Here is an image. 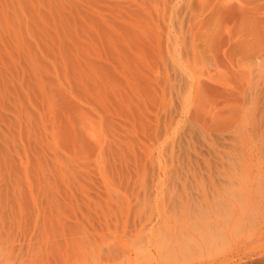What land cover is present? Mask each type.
Segmentation results:
<instances>
[{"label": "rangeland", "instance_id": "rangeland-1", "mask_svg": "<svg viewBox=\"0 0 264 264\" xmlns=\"http://www.w3.org/2000/svg\"><path fill=\"white\" fill-rule=\"evenodd\" d=\"M58 1L0 0V264H264V21L250 32L239 17L247 6L243 0L147 1L152 22L148 62L144 60L148 66L137 84H125L119 71L124 102L118 115L89 98L86 104L73 98L74 105L86 108V137L92 147L85 164L79 165L80 157H76L79 164L75 166L67 161L73 153L62 147L63 154L62 148L52 145L59 141L45 133V128L49 133L53 129L46 126L49 115L53 116L49 125L55 118V122L62 118L66 122L63 111L50 113L47 94L59 84L69 93L73 83L62 74L63 68L73 51L85 60L82 53L92 52L91 45L98 40L93 19L97 18L99 30L103 28L105 40L108 34H120L118 28H130L129 23L136 20L133 16L145 6L141 0H117L114 9L109 8L110 0H70L68 4L62 0L59 5ZM221 1L223 7L233 5V11L219 13ZM256 5L264 20V0ZM61 25L66 30H60ZM73 28L82 31L74 34ZM56 32L64 42L75 35L76 43L71 41L79 47H72L70 41L69 49L65 44L62 48L67 49H60L63 44ZM59 52L67 59L65 64ZM46 53L51 59H46ZM57 62H61L59 69ZM41 74L47 80L40 81V86L36 80ZM38 85L45 86L42 92ZM42 111L49 120H44ZM34 122L45 126L46 135L36 129L46 142L42 146L51 145L55 151L45 148V152L44 141L33 131L30 136ZM29 142L32 148L41 147L40 153L29 151ZM24 151L31 152L26 156L29 160ZM20 159L25 163L31 159V168ZM25 170L36 178L32 183ZM24 176L20 180H29L21 181L26 187L18 179ZM17 187L18 193H28L23 194L29 198L24 197L26 202ZM52 191L55 197L50 198ZM17 194L24 204L17 201ZM27 202L34 209L30 207L32 217L26 214ZM13 208L21 214L23 210L27 220L17 223Z\"/></svg>", "mask_w": 264, "mask_h": 264}, {"label": "bare ground", "instance_id": "bare-ground-1", "mask_svg": "<svg viewBox=\"0 0 264 264\" xmlns=\"http://www.w3.org/2000/svg\"><path fill=\"white\" fill-rule=\"evenodd\" d=\"M21 1V0H20ZM27 1V0H26ZM51 1V0H50ZM54 1V0H53ZM63 3V1L62 0H59L58 2V5L59 4H61V2ZM87 1V0H86ZM93 1V0H92ZM96 1H98V0H96ZM104 2H105V0H103ZM111 1V4H108V2L109 1H106L107 2V4L108 5H110L109 6V8L111 7V8H115L116 6H115V2L117 1V0H110ZM142 1V5L143 6H145V8H142L141 9V12L140 11H138L137 12V14L135 15V16H133L135 19V22H133V23H135V24H133V23H129V24H131V26H130V28H126V27H122V29H119L118 28V26H115L114 28H118L117 29V31L119 32L120 30H121V33L120 34H116L115 33V31H113V33H115V34H108V36H107V38L104 40V39H102V31H101V29H103V28H101L100 30L98 29L99 28V24H97V18L96 17H98L99 18V16H97V15H99V12H98V14L96 15V17H95V15H94V17L93 18H96V20L95 19H93V21H96V23H93L92 22V28L94 29V30H96L95 32H96V35H97V38H98V40H96V41H94L93 42V44L91 45V49H92V52H84V53H82L83 54V57H84V55L86 56V60L84 59H81V57L79 56V51H73V56L71 57L72 59H68V62L66 61V65H65V68H63L64 69V71L61 69L60 71H58V72H56V73H60L61 71H63L62 72V74L64 73V76H65V78L67 79V78H70V81H72V83L73 84H71L70 85V83H68L70 86H72V87H70V91H69V93H70V95H74V97H72V99L70 98V96H69V93H67L68 91H66V89H64V87H62L61 86V84H59L56 88L57 89H54V86L52 85L51 86V88L53 87V89L54 90H52L51 88H50V86H47L46 88H50L51 90H50V93L51 94H47V89L45 90L46 92H44L43 91V93H45V94H47V95H49V96H47L48 98H47V103H48V101H49V103H50V105H51V114H52V112H53V115H54V113H55V111H56V113H57V111H60L61 110V112L59 113V114H61L62 113V111H63V113L65 112L64 110H66V112L63 114L62 113V115H64V117H66L65 118V120H66V122L64 121H62L63 120V118H62V120H59L60 118L59 117H61V115L57 118L58 120H59V122H55L56 121V118L54 119V121H53V124H54V126H52L53 124L51 123V125H49V122H51L50 120L53 118V116L52 115H49L50 117H52L50 120L48 119V114H47V117H45L44 118V116H45V114L46 113H44L43 114V111H42V114H43V118H44V120H49V122H47L48 123V125H46V126H49L50 127V130L52 129V127H53V129H52V133H49V132H51V131H48L47 130V128H45V126L42 128L41 127V124L39 123V124H36V122L38 121V119L36 120V122H34V126H36V127H34V129L35 130H32L33 129V127H32V129H31V131L29 130H26V128L24 129V130H26V132L28 131L29 133L30 132H34V133H36V134H34V133H30L29 135L30 136H34V135H37L36 137H38L39 139H41V141L43 142L44 140L41 138L42 137V135H41V137H40V135H38V133H40V132H42L43 134H47L48 133V135L49 134H51L50 136L51 137H54V138H56V141H59L58 143H56L57 145H55V144H53L52 143V145H54V146H57V147H60V148H64V149H66L67 150V152H69L68 154H70V152H72L73 153V155H71V156H69L68 157V159L69 160H67V161H69L70 163H72V164H75V166H76V163H81V164H79V165H82V164H85L84 162H85V160H86V158H87V153H88V151H89V148H90V150L92 149V147H90V143L88 142L89 140H87V137H86V129L85 128H87V127H85V121L86 120H88L89 119V117H87L86 116V112H85V110H86V108L84 109L83 107H80V106H78V105H74V102H73V98L74 99H76L75 101L77 102V99H78V101L79 102H81L82 104H86V103H88V101H87V99L89 98L90 100H92L95 104H99V107H101V104H104V106H103V108L106 110V111H109V106H110V109L112 110V112L113 113H115V114H117L118 113V111H119V108L121 107V105H122V103L124 102L122 99L124 98L123 96H122V94H120V90H119V88H120V86H119V84H118V79H117V77H118V74H119V71H120V74L123 76V78H124V83L125 84H129V83H131V84H134V82H135V84H137V83H140V81H142V78H143V74L142 73H144L143 71H144V68L145 67H147L148 66V63L146 64L145 63V61L144 60H147L148 58H147V52L149 51L148 50V45H150L149 44V42H150V40H151V34H152V32H150L151 34H149V26H150V23H152V22H150L149 21V14H150V12H148V10L146 9V5H147V1H150V0H141ZM245 3L244 4H246L247 6H246V8H242L241 9V12H240V16L239 17H241V20H242V24L244 23V25L245 26H247L248 27V29H250V32H254L255 30L257 31V27L264 21L261 17H259V12H260V7H259V5H256V3L257 2H259V0L257 1V0H243ZM68 2L70 3V0L68 1L67 0V4H68ZM76 2H77V0H76ZM99 2V1H98ZM50 3V2H49ZM54 3V2H53ZM75 2H73V4H74ZM100 3H103V2H100ZM118 3V2H117ZM133 3V2H132ZM78 4V3H77ZM80 4V3H79ZM79 4L77 5V7L79 6ZM106 4V3H105ZM104 4V5H105ZM57 5V6H58ZM76 5V4H75ZM91 5V4H90ZM107 5V6H108ZM141 5V6H142ZM221 5H223V1H221V2H219L218 3V7H217V11H219V13H221V12H223L224 10V12L226 13V12H232L233 11V5H231V4H226V5H224V7L223 6H221ZM61 7L62 6H64V4L63 5H60ZM74 6V5H73ZM84 6V5H83ZM24 7H26V6H24ZM59 7V6H58ZM68 7V6H67ZM251 7V8H250ZM38 8V7H37ZM71 8L72 7H69V9L71 10ZM79 8H81L80 6H79ZM29 9V8H28ZM57 9V8H56ZM63 9H64V7H63ZM81 9H83V7L81 8ZM81 9L78 11V13H79V15L81 16L82 15V13L81 12H83V11H81ZM149 9V8H148ZM234 9H235V7H234ZM16 10V9H15ZM27 10V9H26ZM57 10H59V8L57 9ZM61 10V9H60ZM84 10H85V8H84ZM240 10V9H239ZM54 11H55V9H54ZM62 11V10H61ZM64 11H65V9H64ZM81 11V12H80ZM51 12V11H50ZM58 12H60V11H58ZM133 12V11H132ZM235 12V11H234ZM78 13H76V14H78ZM81 13V14H80ZM134 13H135V11H134ZM224 13V14H225ZM31 14V13H30ZM116 14H117V11H116ZM132 14V13H131ZM223 14V13H222ZM232 14V13H231ZM27 15H29V14H27ZM79 15H77V16H79ZM45 16V15H44ZM58 16H60V15H58ZM63 16H64V14H63ZM69 16H70V13H69ZM71 16H72V14H71ZM75 17H76V15H74ZM84 16V15H83ZM88 16V15H87ZM117 16V15H116ZM151 16V15H150ZM62 16H60V18H61ZM73 17V16H72ZM132 17V18H133ZM64 18V17H63ZM71 18V17H70ZM131 18V19H132ZM22 19V18H21ZM67 19H68V17H67ZM11 20V19H10ZM66 20V19H65ZM72 21L71 22H73L74 21V19H71ZM76 21H77V19H75ZM90 20H91V18H90ZM133 20V21H134ZM151 20H152V17H151ZM46 21V20H45ZM62 21H63V19H62ZM61 21V22H62ZM68 21H69V19H68ZM55 22V21H54ZM60 22V23H61ZM65 22V21H64ZM64 22H62V24L64 23ZM70 22V21H69ZM78 22V21H77ZM129 22H132V21H129ZM21 23V22H20ZM47 23V22H46ZM60 23H59V25H60ZM80 23H82V19H81V22ZM84 23V22H83ZM100 23H101V21H100ZM73 24V23H72ZM88 24V23H87ZM96 24V25H95ZM74 25H76L75 23H74ZM110 25V24H109ZM152 25V24H151ZM56 26V25H55ZM64 26L66 27H69V25H67V24H64ZM63 25H61V28H60V30L62 29H65V28H62V27H64ZM243 26V25H242ZM36 27V26H35ZM110 27V26H109ZM78 28V27H77ZM126 28V29H125ZM45 29V28H44ZM74 29V28H73ZM73 29H71V31H75L74 32V34L75 33H78V32H80V31H82V30H73ZM150 29H151V31H152V28L150 27ZM23 30V29H22ZM66 30V29H65ZM69 30V29H68ZM110 30V29H109ZM114 30V29H113ZM116 30V29H115ZM246 30V29H245ZM32 31V30H31ZM77 31V32H76ZM58 32V31H57ZM56 32V35H58V33ZM66 32V31H65ZM65 32H60L61 33V35H64V33ZM107 32H109V31H107ZM245 32H247V31H245ZM48 33V32H47ZM59 33V34H60ZM72 33V32H71ZM264 33V32H263ZM46 34V33H45ZM155 34V33H154ZM258 34H260V33H258ZM43 35V34H42ZM72 35H73V33H72ZM88 35V34H87ZM94 35H95V33H94ZM251 35V34H250ZM255 35H256V32H255ZM23 36V35H22ZM59 36V35H58ZM69 36V35H68ZM20 37H21V35H20ZM43 37V36H42ZM56 37V36H55ZM60 37V36H59ZM59 37H57V39H60V41H61V37L59 38ZM63 37V36H62ZM70 38V41L71 40H73V39H75V35H74V37H71V35L69 36ZM154 37V36H153ZM259 37V36H258ZM257 37V38H258ZM260 37H261V34H260ZM96 38V39H97ZM254 38V37H253ZM55 39V38H54ZM53 39V41L54 42H57L56 43V45L59 43V41H57V39H56V41ZM63 40H64V37L62 38ZM95 39V38H94ZM122 39V40H121ZM256 39V38H255ZM259 39V38H258ZM20 40V39H19ZM43 39H41V41H42ZM62 40V41H63ZM90 40V39H89ZM104 40V41H103ZM120 40H121V43H120V47H119V42H120ZM62 41H61V43H59V44H63V45H61L60 46V49H63L62 47L64 46V44H65V46L67 47L69 44L70 45H72V47H75L76 46V44L75 45H73V41H71V43H69L68 45H66L68 42H70L69 40L66 42H64L63 41V43H62ZM98 41V42H97ZM136 41H140V43H141V45H140V43L138 44ZM142 41V42H141ZM146 43H145V42ZM258 41V40H257ZM37 42V41H36ZM74 43H76L75 41H74ZM80 43V42H79ZM91 43V42H90ZM44 44H45V42H44ZM47 44V43H46ZM53 45H52V47H50L51 49L53 48V50L56 48L55 46V43H52ZM255 44V43H254ZM55 45V46H54ZM104 45H105V47H107L106 48V50L108 49V52L107 51H105L104 49H105V47H104ZM135 45V46H134ZM86 46V45H85ZM26 47V46H25ZM71 46H68L67 48L69 49ZM77 47V46H76ZM79 47V46H78ZM77 47V48H78ZM83 47H84V44H83ZM65 48V47H64ZM67 48H65V49H63V50H66ZM57 49H58V47H57ZM56 49V50H57ZM72 49V48H71ZM63 50H61L60 52H63ZM77 50V49H76ZM55 51V50H54ZM89 51V50H88ZM135 51V52H134ZM251 51V50H250ZM254 51V50H253ZM48 52V51H47ZM59 52V53H60ZM66 52V51H65ZM65 52H64V54H65ZM68 52V51H67ZM70 52V51H69ZM69 52H68V54H69ZM81 52V51H80ZM249 52V51H248ZM59 53H58V55H59ZM104 53H105V58L104 57H102V55H104ZM48 54H49V52H48ZM47 53H46V59H48L49 57L48 56H50V59H51V55H48ZM62 53H60V55H61ZM67 54V53H66ZM68 54L66 55V57L68 56ZM82 54H81V56H82ZM247 54V53H246ZM251 54V53H250ZM60 55H59V57H60ZM63 55V54H62ZM24 56V55H23ZM137 56H143L144 57V59H142V58H138ZM54 57V56H53ZM78 57H80L79 59H80V62H78L76 59L78 58ZM188 57V56H187ZM44 58V57H43ZM61 58V57H60ZM59 58V59H60ZM63 58H65V56L63 55L62 56V61L64 60V64H65V60H67V59H63ZM94 58V59H93ZM39 59V58H38ZM53 59V58H52ZM82 60H83V63H82V65H81V62H82ZM51 61V60H50ZM49 61V62H50ZM59 61V60H58ZM147 62H148V60H147ZM53 63V65L56 63L55 62V60H54V62H52ZM58 63L59 62H57V64L55 65L56 67V69H59L58 67L60 66V64H61V62H60V64L58 65ZM106 63H107V65H106ZM145 63V64H144ZM40 64V63H39ZM58 65V66H57ZM110 67H109V66ZM62 66V65H61ZM36 68V67H35ZM37 69V68H36ZM42 69V68H41ZM40 69V70H41ZM44 69V68H43ZM50 69H53L52 71H54V67L53 68H50ZM9 71V70H8ZM44 72V71H43ZM50 72H51V70H50ZM45 73V72H44ZM26 74V73H25ZM42 75V74H41ZM38 76V75H37ZM47 76H48V73H47ZM61 76V79H62V75H60ZM34 77H36V76H34ZM56 77V76H55ZM54 77V79H56ZM58 77H59V75H57V79H58ZM42 78H43V80H42ZM42 78H39V80H38V78H37V80H36V82H37V84H38V81H39V85H40V81H41V83L44 81V79L45 80H47V77H43V75H42ZM50 78H52L51 76H50ZM34 79H36V78H34ZM49 79V78H48ZM0 80H1V78H0ZM63 80V79H62ZM68 81H69V79H68ZM13 82V81H12ZM66 82V81H65ZM60 83H62V85H65V84H63L64 82H61L60 81ZM120 83V82H119ZM6 84V83H5ZM57 84V83H56ZM67 84V83H66ZM39 85H38V87H39ZM47 85H50L48 82H47ZM1 86H2V84H1ZM37 86V85H36ZM41 86V85H40ZM44 86V85H43ZM45 86H46V84H45ZM45 86H44V88H45ZM66 86V85H65ZM126 87V86H125ZM32 88V87H31ZM43 88V87H42ZM41 87H39L38 89H41L40 90V92H42V90H44V88L42 89ZM48 88V89H49ZM66 88H68V86L66 87ZM130 88H132V86L130 87ZM38 91V90H37ZM32 92H34L33 90H32ZM48 92H49V90H48ZM42 93V94H43ZM37 94V93H36ZM45 94H44V96H45ZM144 94V93H143ZM34 95V94H33ZM51 95V96H50ZM45 96V97H46ZM143 96V95H142ZM38 97V96H37ZM123 97V98H122ZM129 97V96H128ZM146 97V96H145ZM87 98V99H86ZM134 100V99H133ZM145 101H147V100H145ZM28 102V101H27ZM60 103L64 106V108H62L61 107V105H60ZM126 103V102H125ZM33 104H34V102H33ZM36 105H35V108H37V103H35ZM59 104V106H57ZM80 104V103H79ZM107 104V105H106ZM49 105V104H48ZM57 106V108H56V106ZM131 105V104H130ZM55 106V107H54ZM106 106V107H105ZM127 106V105H126ZM40 110H42V106H41V104H40ZM62 109H64V110H62ZM56 108V109H59V110H54V109ZM95 108V107H94ZM53 110V111H52ZM95 110H96V108H95ZM111 110H110V112H111ZM37 111H39V110H37ZM48 112V111H47ZM98 112H101L100 110L98 111ZM111 112V113H112ZM128 112H130V114H132V111L131 110H128ZM110 113V114H111ZM37 114V113H36ZM99 114H101V113H99ZM114 114V115H115ZM28 115V114H27ZM56 115V114H55ZM66 115V116H65ZM89 115V114H88ZM118 115V114H117ZM57 116V115H56ZM55 116V117H56ZM42 118V119H43ZM88 118V119H87ZM91 118V117H90ZM99 118V117H98ZM104 118V117H103ZM34 120V119H33ZM44 120L41 122L42 124H44V123H46V121L44 122ZM263 120V119H262ZM26 122L28 123V121L26 120ZM30 122V121H29ZM40 122V121H39ZM44 122V123H43ZM63 122V123H62ZM46 123V124H47ZM26 124V123H25ZM56 124V125H55ZM96 124H98V121H97V123ZM40 125V127L42 128L41 130H39L40 129V127H38L37 128V126H39ZM27 126V125H26ZM86 126H87V121H86ZM48 127V128H49ZM46 129V131L47 132H45V129ZM91 128V127H90ZM38 131H40V132H38ZM44 129V131H42ZM93 129V128H92ZM91 130V129H90ZM89 130V131H90ZM88 131V130H87ZM93 131V130H92ZM25 132V131H24ZM24 132L22 133L23 134V137H24V135L25 134H27L26 132H25V134H24ZM45 132V133H44ZM32 134H34V135H32ZM45 134V135H46ZM28 135V134H27ZM93 136V135H92ZM95 136V135H94ZM26 137V136H25ZM24 137V138H25ZM46 137V136H45ZM47 137H49V136H47ZM51 137H49L46 141H48V140H50L51 139ZM32 139V138H31ZM31 139H30V142H33V141H31ZM39 139H38V141H39ZM25 140H26V138H25ZM28 140H29V138H28ZM35 140V139H34ZM55 139H53V140H51L52 142H56V141H54ZM36 141V143L38 144L39 142H41V141ZM18 142V141H17ZM26 142H28V141H26ZM29 142V143H30ZM35 142V141H34ZM33 142V143H34ZM41 142V143H42ZM27 144L29 147L31 146V143L30 144ZM32 143V144H33ZM44 144V146H45V144H46V142L44 141V143H42L41 144V147H40V144L38 145L42 150H43V147L44 146H42ZM26 145V146H27ZM35 145V144H34ZM58 145H61V146H58ZM33 146V145H32ZM46 146H48V147H44V150H45V152H47L48 150H50V151H52L54 148H52L51 149V145L49 146V145H46ZM101 146V145H100ZM35 147V149L33 150V148ZM31 148V150H29ZM28 150L29 151H36L35 153L37 154L38 152L40 153V151H37V150H39L40 148H37L36 147V145L35 146H33V148L32 147H30ZM47 148H50V149H48V150H46ZM63 148L61 149L62 150V153L64 154L65 152H63ZM98 148H100V147H98ZM40 149V150H41ZM58 149V148H57ZM101 149L102 148H100V150H99V153H98V155H100V151H101ZM60 150V149H59ZM69 150V151H68ZM27 151V150H26ZM26 151H24L25 153H26V155L24 154V156H25V160L26 159H28L26 156H28L27 155V153H31V152H26ZM53 151H55V150H53ZM59 152V151H58ZM58 152L56 153V154H58ZM89 152H91V151H89ZM41 153H44V151L43 152H41ZM92 153V152H91ZM32 154H33V152H32ZM36 154H33V155H35V157H36ZM48 154V153H47ZM46 154V155H47ZM40 154H38V156H39ZM43 155V154H42ZM65 155H67V154H65ZM6 156V155H5ZM19 156V155H18ZM47 156H49V155H47ZM73 156V157H72ZM43 157H45V156H43ZM65 157V156H64ZM76 157H78V159H79V157H80V159L78 160V162H76L75 160V158ZM6 158V157H5ZM34 158V157H33ZM58 158V157H57ZM67 159V158H66ZM66 159H65V161H66ZM20 160H22V159H20ZM29 160V159H28ZM27 160V161H28ZM46 160V159H45ZM48 160V159H47ZM8 161V160H7ZM24 160H22L21 162H22V164H30V163H28V162H30L31 161V159H30V161H28V162H23ZM35 161H36V159H35ZM59 161H61V159H59ZM64 161V162H65ZM82 161V162H81ZM10 162V161H9ZM54 162V164H55V161H53ZM68 162V163H69ZM7 163V162H6ZM52 163V162H51ZM60 163V162H59ZM59 163H58V165H59ZM26 164V165H27ZM61 164H64V163H62V161H61ZM66 164H67V162H66ZM78 164H77V166H78ZM25 165V166H26ZM41 165V164H40ZM40 165H39V163H38V167L40 168ZM23 165H21V167H22ZM36 166V165H35ZM55 166V165H54ZM61 166V165H60ZM62 166H64V165H62ZM28 167H30L31 168V164H30V166H28ZM28 167H27V169L26 170H28ZM38 167H35V168H37V169H35V172H37L38 171ZM73 167V166H72ZM20 168V167H19ZM23 168V167H22ZM24 168H26V167H24ZM24 168H23V170L22 171H24ZM29 168V169H30ZM33 168H34V166H33ZM32 168V169H33ZM55 168H57L58 169V167H56L55 166ZM11 169V168H10ZM62 169V168H61ZM67 169V168H66ZM66 169L64 170V171H66ZM74 169V168H73ZM72 169V170H73ZM20 170V169H19ZM25 170V171H26ZM37 170V171H36ZM40 170V169H39ZM42 170V169H41ZM68 170V169H67ZM12 171V170H11ZM15 171V170H14ZM18 171V170H17ZM31 171V170H30ZM33 171H34V169H33ZM259 171V170H258ZM13 172V171H12ZM29 171H26L25 173L27 174ZM40 172H43V171H40ZM39 172V174H37L36 173V175H37V178H38V175L41 177V173ZM67 172V171H66ZM15 173V172H14ZM22 173V172H21ZM20 172H19V174H21ZM24 173V175H26ZM32 174H27V176H28V178H26V179H31L30 180V182L32 183V180H35L36 178L34 177V175H32ZM27 176H24L23 178H19L18 177V179L20 180V179H24L25 177H27ZM31 176V177H30ZM16 178V177H15ZM33 178V179H32ZM24 180V181H26V182H28L27 180ZM40 179V178H39ZM19 180H16V183H18V187H20L21 188V184H23L24 185V187H26V185L25 184H27L26 182L25 183H22L21 181H23V180H20V182H21V184H20V182H18ZM38 180V179H37ZM23 181V182H24ZM43 181V180H42ZM29 182V183H30ZM34 182V181H33ZM36 182V181H35ZM39 182H41V180L39 181ZM46 182H48V184H49V180L48 181H46ZM46 182H45V184H46ZM28 183V184H29ZM30 183V185H32ZM70 183V182H69ZM53 185V183H51L50 182V185ZM15 185V186H16ZM30 185H27V186H29L30 187ZM34 185V184H33ZM37 185H38V182H37ZM36 185V186H37ZM39 185H41V183H39ZM35 186V187H36ZM42 186V185H41ZM49 186V185H48ZM18 187H17V193L19 192L18 191ZM23 187V186H22ZM23 187V188H24ZM28 187V189H30ZM39 188H40V186H38ZM45 188H46V185L44 186ZM50 187H52V186H50ZM15 188V187H14ZM19 188V189H20ZM22 188V190H24ZM31 188L33 189V186H31ZM42 188V187H41ZM53 188V187H52ZM51 188V189H52ZM76 188V187H75ZM3 189V188H2ZM27 189V188H26ZM26 189H25V191H26ZM44 189V188H43ZM57 189V188H56ZM60 189V188H59ZM36 190H38V188L36 189ZM41 190V189H40ZM46 190V189H45ZM48 190H49V188H48ZM61 190V189H60ZM20 191H21V189H20ZM30 191V190H29ZM28 191V192H29ZM34 191V190H33ZM43 193H44V190H41ZM47 191V190H46ZM27 192V191H26ZM36 192V191H35ZM34 192V193H35ZM20 193H22V194H20ZM20 193H18L21 197H22V199L23 200H25V202L27 201L26 199L28 198V197H26V196H28V193H24V191H21ZM17 194V195H18ZM23 194H26V196H24L26 199H24V197H23ZM45 194V193H44ZM54 193H53V191H52V193L50 194V198H52V197H55L54 195H53ZM18 195V197L16 196V198L18 199L17 201H19L20 199H21V197ZM37 195V194H36ZM47 195V194H46ZM46 195H45V198H46ZM53 195V196H52ZM52 196V197H51ZM63 196V195H62ZM245 196V195H244ZM20 197V198H19ZM32 197V196H31ZM35 198V197H34ZM20 200L21 201V204L23 203L24 204V201L23 200ZM29 199V198H28ZM14 200V199H13ZM35 200V199H34ZM46 200V199H45ZM247 200V199H246ZM23 201V202H22ZM47 201H48V199H47ZM51 200H49V202H50ZM15 202V201H14ZM13 202V203H14ZM30 202V201H29ZM29 202H27V203H25L26 205H24L25 207L27 206V204L29 203ZM46 202V201H45ZM48 202V203H49ZM17 202H15L13 205H15V207L17 206V204H16ZM20 203V202H19ZM11 205H12V203H11ZM37 205V204H36ZM57 205V204H56ZM19 206V205H18ZM32 205H30V203L28 204V210H27V213H26V210L24 209V207L22 206V205H20L19 206V208H21V207H23V209H24V212L28 215V216H33V215H30V214H32L31 212L29 213V211H30V207H31ZM46 206V205H45ZM44 207V206H43ZM65 207V206H64ZM18 208V207H17ZM17 208H13V209H17ZM18 208V209H19ZM32 208V207H31ZM12 209V208H11ZM16 210V212L17 211H19V210ZM22 209V208H21ZM33 209V208H32ZM51 209V208H50ZM59 209V208H58ZM58 209H57V211H58ZM34 210V209H33ZM14 211V210H13ZM12 211V212H13ZM21 211V210H20ZM19 211V212H20ZM37 211V210H36ZM35 211V212H36ZM40 211V210H39ZM15 211H14V214H16V215H14L13 216V218L14 217H16L18 220H17V223L19 222V219L22 221L23 220V218H27L26 216V214L23 212V210H22V213L23 214H21V212H20V215H19V217H21L22 215H24V217H22V218H19V217H17L18 216V214L16 213ZM51 213V212H50ZM52 214V213H51ZM58 214V213H57ZM39 215V214H38ZM48 215V214H47ZM54 215V214H53ZM37 217V216H36ZM13 218H11V219H13ZM16 218L15 219H13V220H15V222H16ZM38 218V217H37ZM13 220L10 222V223H12V225H13ZM27 220V219H26ZM20 221V222H21ZM36 221V220H35ZM38 221V220H37ZM15 224V223H14ZM38 225V224H37ZM46 225V224H45ZM55 225V224H54ZM42 226V225H41ZM44 226V225H43ZM52 226V225H51ZM12 227V226H11ZM21 227V226H20ZM19 227V228H20ZM59 227V226H58ZM18 228V229H19ZM38 228V227H37ZM52 228V227H51ZM56 228V227H55ZM54 228V229H55ZM17 229V230H18ZM10 231V230H9ZM19 231V230H18ZM37 231H38V229H37ZM7 232V231H6ZM32 232V231H31ZM3 233V232H2ZM55 233V232H54ZM59 233V232H58ZM49 234V233H48ZM56 234H57V231H56ZM55 234V235H56ZM35 235H36V233H35ZM41 235V234H40ZM51 235V234H50ZM53 235V234H52ZM66 235V234H65ZM42 236V235H41ZM54 236V235H53ZM59 236V234L57 235V237ZM62 236V235H61ZM50 237V236H49ZM55 237V236H54ZM56 238V237H55ZM54 238V239H55ZM59 238V237H58ZM4 239V238H3ZM36 239H38V237H36ZM43 239V238H42ZM46 239H48V237H46ZM52 239V238H51ZM65 240H67L68 241V239L67 238H65ZM45 241V240H44ZM56 241H58V240H56ZM19 242H20V240H19ZM31 242H33V243H35L34 241H31ZM39 242V241H38ZM60 242V241H59ZM51 243V242H50ZM55 243V242H54ZM60 244V243H59ZM41 245V244H40ZM46 245V244H45ZM58 245V244H57ZM64 245V244H63ZM37 246V245H36ZM51 246V245H50ZM49 246V247H50ZM68 245H66L65 247H67ZM63 247V246H62ZM69 247V246H68ZM41 248V247H40ZM52 249H53V247H52ZM51 249V250H52ZM59 249V248H58ZM48 250V249H47ZM33 251V250H32ZM53 251H55V249H53ZM35 252H38V249H37V251H35ZM49 252H50V250H49ZM52 252V251H51ZM57 252V251H56ZM55 252V253H56ZM60 252H61V250H60ZM69 252V251H68ZM46 253V252H45ZM44 253V254H45ZM65 253V252H64ZM39 254V253H38ZM58 254V253H57ZM61 254V253H60ZM46 255H48L47 253H46ZM50 255H52V254H50ZM37 257H38V255H36ZM52 256H55V255H52ZM1 257V256H0ZM13 257V256H12ZM11 257V258H12ZM16 262V261H15ZM41 262V261H40ZM43 264V263H42Z\"/></svg>", "mask_w": 264, "mask_h": 264}]
</instances>
